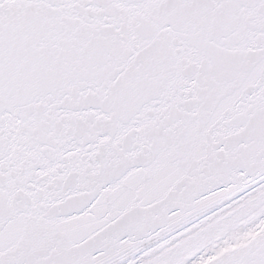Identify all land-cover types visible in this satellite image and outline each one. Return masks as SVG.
<instances>
[{
  "label": "snow or ice",
  "instance_id": "6c2138e0",
  "mask_svg": "<svg viewBox=\"0 0 264 264\" xmlns=\"http://www.w3.org/2000/svg\"><path fill=\"white\" fill-rule=\"evenodd\" d=\"M0 264H264V0H0Z\"/></svg>",
  "mask_w": 264,
  "mask_h": 264
}]
</instances>
